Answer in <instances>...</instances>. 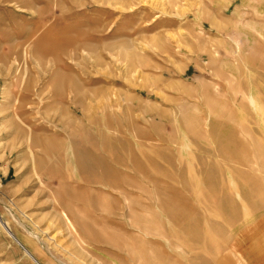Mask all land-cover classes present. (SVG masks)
I'll list each match as a JSON object with an SVG mask.
<instances>
[{"label":"rangeland","instance_id":"1","mask_svg":"<svg viewBox=\"0 0 264 264\" xmlns=\"http://www.w3.org/2000/svg\"><path fill=\"white\" fill-rule=\"evenodd\" d=\"M0 218L39 264H264V0H0Z\"/></svg>","mask_w":264,"mask_h":264},{"label":"bare ground","instance_id":"2","mask_svg":"<svg viewBox=\"0 0 264 264\" xmlns=\"http://www.w3.org/2000/svg\"><path fill=\"white\" fill-rule=\"evenodd\" d=\"M1 220H2V219H1ZM2 223H3V225H4V226H3V225L1 224L2 227H3L4 229H6L7 233L9 234L8 229H7L8 227L6 226L5 222L3 221ZM1 225H0V226H1ZM9 235H10V234H9ZM10 236H11V235H10ZM11 237H12V236H11ZM18 241H19V240H18ZM22 248L24 249V251L26 252V254H27L28 256L32 257V256H31V253H30L28 250H26V248H24L23 246H22Z\"/></svg>","mask_w":264,"mask_h":264},{"label":"water","instance_id":"3","mask_svg":"<svg viewBox=\"0 0 264 264\" xmlns=\"http://www.w3.org/2000/svg\"><path fill=\"white\" fill-rule=\"evenodd\" d=\"M0 220H1V218H0ZM8 229V228H7ZM8 232H9V234L12 236V238L20 245V246H22L21 244H20V242L15 238V236L12 234V232L8 229ZM33 257V256H32ZM33 259H34V257H33ZM34 261L37 263V264H39L35 259H34Z\"/></svg>","mask_w":264,"mask_h":264}]
</instances>
